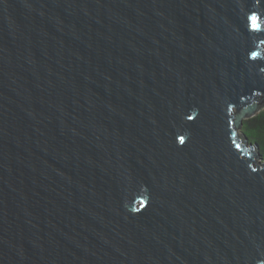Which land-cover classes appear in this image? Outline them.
<instances>
[{
    "label": "water",
    "instance_id": "obj_1",
    "mask_svg": "<svg viewBox=\"0 0 264 264\" xmlns=\"http://www.w3.org/2000/svg\"><path fill=\"white\" fill-rule=\"evenodd\" d=\"M263 107L264 0H0V264H264Z\"/></svg>",
    "mask_w": 264,
    "mask_h": 264
},
{
    "label": "trees",
    "instance_id": "obj_2",
    "mask_svg": "<svg viewBox=\"0 0 264 264\" xmlns=\"http://www.w3.org/2000/svg\"><path fill=\"white\" fill-rule=\"evenodd\" d=\"M241 133L247 138L248 143L259 149L264 162V107L251 118L243 120Z\"/></svg>",
    "mask_w": 264,
    "mask_h": 264
},
{
    "label": "snow or ice",
    "instance_id": "obj_3",
    "mask_svg": "<svg viewBox=\"0 0 264 264\" xmlns=\"http://www.w3.org/2000/svg\"><path fill=\"white\" fill-rule=\"evenodd\" d=\"M253 19H255V17Z\"/></svg>",
    "mask_w": 264,
    "mask_h": 264
}]
</instances>
